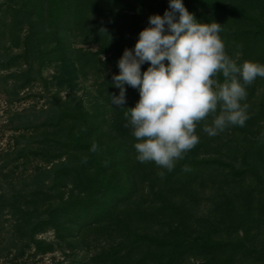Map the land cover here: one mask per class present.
<instances>
[{
	"label": "trees",
	"instance_id": "1",
	"mask_svg": "<svg viewBox=\"0 0 264 264\" xmlns=\"http://www.w3.org/2000/svg\"><path fill=\"white\" fill-rule=\"evenodd\" d=\"M90 1L0 3V37L19 46L26 32L29 55L38 66L36 75L30 65L4 77L5 82L14 79L17 90L20 82L40 79L46 94L49 81L41 73L46 64L67 65L73 59L75 70L87 78L99 75L101 55L118 61L125 48H132L143 27L137 17L123 14L133 0H96L95 5ZM183 2L193 13L214 12L250 23L251 40H264V24L248 8L225 0ZM159 5L168 8V0L151 6V11ZM87 41L99 43L100 51L78 47ZM3 57L0 66L4 70L17 65L16 56ZM147 67V63L142 65V71ZM97 87L100 100L90 109L83 101L54 93L46 96L39 111L17 112L4 124L11 136L0 151V258H24L29 251L37 256L51 253L54 243L40 237L52 231L60 242L75 243L88 253V261L81 264H122L125 254L140 248L143 258L169 256L172 264L185 243L198 240L188 237L181 242L138 232L145 205L182 208L185 201L180 189L188 183L215 187L224 181L251 178L253 184L250 152L243 142L248 128L229 126L231 133L225 138L200 136L199 143L169 171L136 159V139L131 128L125 127L124 110L111 104L110 94H119L112 76ZM126 88L125 106L134 107L139 93ZM246 221L235 234L228 233L234 247L229 264H258L264 215Z\"/></svg>",
	"mask_w": 264,
	"mask_h": 264
},
{
	"label": "rangeland",
	"instance_id": "2",
	"mask_svg": "<svg viewBox=\"0 0 264 264\" xmlns=\"http://www.w3.org/2000/svg\"><path fill=\"white\" fill-rule=\"evenodd\" d=\"M4 1L0 0V3ZM98 1L101 3L104 0ZM225 1L248 8L264 24V0ZM90 2L96 4V0ZM161 2L165 0H133L123 14L137 17V21H142L144 29L148 26L150 15L164 14L167 7L162 5H159L155 12L151 11V6H157ZM189 11L193 13L192 10ZM194 14L201 22H217L222 25L219 36L225 45L227 55L237 64L244 61L264 64V40L260 42L251 40L252 35L248 30L253 27L250 23L228 19L214 12L199 11ZM26 35V32L22 34L19 46H14L8 38L0 37V64L4 61L2 58L5 54L16 56L17 64L8 71L0 66V151L6 148L11 136V132L3 126L14 114L17 112L33 114L39 111L46 104V96L50 97L54 93H59L63 98L71 96L77 101H83L90 109L100 100L98 84L118 72L117 61L112 60L110 55H101L103 66L100 67L99 75L91 74L87 78L75 70L76 63L73 59L67 65L63 62L48 63L41 70L42 76L49 81L46 94L45 84L40 79L25 84L20 82L19 88L15 90L14 79L5 82L4 77L17 74L20 70H27L30 65L33 66L34 75L38 70L37 63L33 64L34 61L29 55L30 46ZM78 47L93 52L100 51V44L95 42H81ZM214 79L218 84L225 82L222 73ZM246 88L247 97L241 103L247 105L249 119L243 127L251 131H247L243 142L250 152L249 169L254 176L253 184L250 185L251 178L228 180L215 187H208L202 183H188L180 189V198L183 197L185 201L182 208H174L171 205L164 207L162 204L144 206L145 213L140 216L138 232L181 242L188 237L198 240L196 244L185 243L186 246L179 250L172 264H229L234 248L229 231L235 234L241 223L249 220L251 216L257 218L264 215V78L258 76ZM211 119L209 116L197 124L196 134L199 137L208 136L203 127L206 123L210 124ZM228 128L216 136L227 137V134L231 133ZM186 154L187 152L184 156ZM186 206L190 208L189 211L186 210ZM40 238L54 243V250L51 253L37 256L34 251H29L24 258L1 257L0 264H81L89 259L88 253L81 246L60 242L52 231ZM153 250L151 247L150 251ZM168 258L169 256L165 258L158 255L143 258V249L140 248L133 253L125 254L120 262L169 264ZM257 259L258 264H264V242L258 244Z\"/></svg>",
	"mask_w": 264,
	"mask_h": 264
},
{
	"label": "clouds",
	"instance_id": "3",
	"mask_svg": "<svg viewBox=\"0 0 264 264\" xmlns=\"http://www.w3.org/2000/svg\"><path fill=\"white\" fill-rule=\"evenodd\" d=\"M168 3L163 15L149 16L134 46L124 49L119 73L112 76L119 94L110 96L112 106L124 110L125 127L136 139V159L171 171L199 143L200 121L212 117L203 127L209 136L245 125L249 116L241 102L246 86L264 78V64H237L225 51L220 23L199 21L183 0ZM221 73L225 82L218 84L214 77ZM126 86L139 93L134 107L125 106Z\"/></svg>",
	"mask_w": 264,
	"mask_h": 264
}]
</instances>
